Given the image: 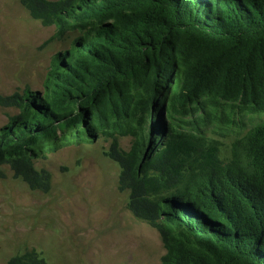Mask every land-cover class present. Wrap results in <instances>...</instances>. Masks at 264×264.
<instances>
[{"label":"trees","instance_id":"obj_1","mask_svg":"<svg viewBox=\"0 0 264 264\" xmlns=\"http://www.w3.org/2000/svg\"><path fill=\"white\" fill-rule=\"evenodd\" d=\"M21 2L68 47L43 90L0 93L18 110L0 126V177L49 191L40 144L109 134L128 209L162 237L157 264H264V0ZM252 114L225 160L209 128ZM5 264L48 263L31 248Z\"/></svg>","mask_w":264,"mask_h":264},{"label":"rangeland","instance_id":"obj_2","mask_svg":"<svg viewBox=\"0 0 264 264\" xmlns=\"http://www.w3.org/2000/svg\"><path fill=\"white\" fill-rule=\"evenodd\" d=\"M33 18L21 0H0V93L43 90L52 55L68 40L45 43L54 32ZM15 108L0 106V126ZM245 115L234 126H211L208 136L230 160L249 128ZM129 148L131 136H120ZM113 136L79 143L60 136L39 145L35 163L52 173L49 191L33 190L8 167L0 177V264L36 248L48 264H157L166 249L159 231L128 209L120 191V166L105 155ZM45 155V156H44Z\"/></svg>","mask_w":264,"mask_h":264}]
</instances>
